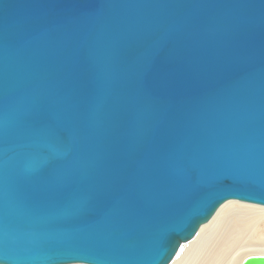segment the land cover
<instances>
[{
	"label": "water",
	"instance_id": "95a60500",
	"mask_svg": "<svg viewBox=\"0 0 264 264\" xmlns=\"http://www.w3.org/2000/svg\"><path fill=\"white\" fill-rule=\"evenodd\" d=\"M228 200L264 206V0H0V264H170Z\"/></svg>",
	"mask_w": 264,
	"mask_h": 264
},
{
	"label": "bare ground",
	"instance_id": "6f19581e",
	"mask_svg": "<svg viewBox=\"0 0 264 264\" xmlns=\"http://www.w3.org/2000/svg\"><path fill=\"white\" fill-rule=\"evenodd\" d=\"M211 230H214L211 233L212 236L210 235L211 240L207 244L205 241L201 244L204 235ZM245 233L253 235L254 238L261 242L255 244L260 246L256 251H252V253L247 251V253L264 256V206L238 200H228L219 207L209 222L200 227L192 240L180 247L179 252L170 264H186L189 260L188 258L194 252L196 254L192 255L191 264H216L219 259H225L226 256L227 260L228 258L230 260H226L228 263L239 264L244 256H247L246 254H242L241 257L238 256L240 254L238 252H241V246L238 247V244L245 238L243 237ZM191 247L194 248L192 249ZM189 248L191 250L186 253ZM223 263L225 264L226 262Z\"/></svg>",
	"mask_w": 264,
	"mask_h": 264
},
{
	"label": "rangeland",
	"instance_id": "374dc122",
	"mask_svg": "<svg viewBox=\"0 0 264 264\" xmlns=\"http://www.w3.org/2000/svg\"><path fill=\"white\" fill-rule=\"evenodd\" d=\"M212 231H214V230H211V231H208L205 235H204V238H203V240H202V242H201V244L205 241V243L207 244V242H209L210 240H211V233H212ZM211 235V236H210ZM243 237H245V238H243L240 242H239V244H238V247L239 246H241V248H240V251L241 252H238V253H240L238 256H242V254L243 255H247V256H249V255H252V254H248V253H252V251H256V249H258L260 246H258V245H255V244H259V243H261V242H259L256 238H254V236L253 235H249V234H247V233H245L244 234V236ZM249 238V239H248ZM254 238V239H253ZM245 239V240H244ZM247 239V240H246ZM252 239V240H251ZM207 240V241H206ZM256 240V241H255ZM245 241V242H244ZM250 241V242H249ZM244 242V243H243ZM204 243V244H205ZM249 243H250V245H249ZM252 244V245H251ZM247 245V246H246ZM254 248L253 250H252V247ZM192 249L194 248V247H191ZM245 249H246V251H245ZM249 249V250H248ZM191 249L189 248V249H187V251H186V253H188V251H190ZM235 251V250H234ZM247 251H249L248 253H247ZM243 252V253H242ZM230 253H232V252H230ZM194 254H196L195 252H194ZM194 254H192V255H194ZM192 255L188 258L189 260H188V262L186 263V264H189L190 262H191V260L193 259H191V257H192ZM253 255H256V254H253ZM247 256H244V258L245 257H247ZM243 258V259H244ZM222 259V261L223 262H226V263H228L227 261L229 260V258H228V260H227V256L225 257V259L224 258H221ZM221 259H219L218 260V263H216V264H224L222 261H221ZM224 259V260H223ZM227 260V261H226ZM230 261V260H229ZM225 263V264H226ZM191 264V263H190ZM228 264H231L230 262L228 263Z\"/></svg>",
	"mask_w": 264,
	"mask_h": 264
}]
</instances>
